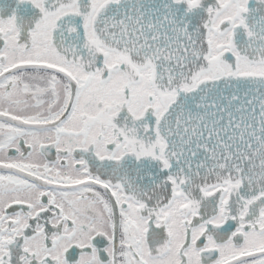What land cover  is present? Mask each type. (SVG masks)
<instances>
[{
  "label": "snow or ice",
  "instance_id": "obj_1",
  "mask_svg": "<svg viewBox=\"0 0 264 264\" xmlns=\"http://www.w3.org/2000/svg\"><path fill=\"white\" fill-rule=\"evenodd\" d=\"M0 264H264V0H0Z\"/></svg>",
  "mask_w": 264,
  "mask_h": 264
}]
</instances>
